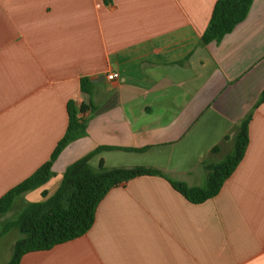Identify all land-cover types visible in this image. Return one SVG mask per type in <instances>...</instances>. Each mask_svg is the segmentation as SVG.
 <instances>
[{
  "label": "crops",
  "instance_id": "obj_1",
  "mask_svg": "<svg viewBox=\"0 0 264 264\" xmlns=\"http://www.w3.org/2000/svg\"><path fill=\"white\" fill-rule=\"evenodd\" d=\"M215 1L0 0V196L49 158L69 99L83 106L85 134L20 197L52 194L63 169L98 146L111 148L93 154L92 167H150L201 185L205 163L232 149L252 110L244 155L213 197L192 203L160 175L132 177L107 191L83 235L19 264H264V101L254 108L264 90V0L203 44ZM11 207L0 228L15 218ZM18 237L14 227L0 236V264Z\"/></svg>",
  "mask_w": 264,
  "mask_h": 264
},
{
  "label": "trees",
  "instance_id": "obj_2",
  "mask_svg": "<svg viewBox=\"0 0 264 264\" xmlns=\"http://www.w3.org/2000/svg\"><path fill=\"white\" fill-rule=\"evenodd\" d=\"M253 0H216L210 19L201 35V43L219 42L226 34L243 21ZM89 78H80V89L89 92ZM264 101L261 92L254 108ZM77 106L72 99L66 102L67 126L57 141L49 158L29 176L0 196V213L7 211L24 192L44 185L54 174L53 162L71 141L85 134V123L78 117ZM252 110L240 121L232 136V149L220 160L205 163L206 177L201 185L190 186L175 180L150 167H105L102 161L97 167L89 163L90 157L102 149L98 146L91 152L69 163L62 172L61 180L52 194L40 192L41 199L28 203L17 216L6 221L0 228V236L14 227L19 237L12 245L9 259L2 264H19L21 256L29 251L45 250L51 246L83 235L93 224L99 201L114 185L139 175H160L172 187L192 203H199L216 195L225 179L242 159L248 143V123ZM225 136L224 139H227ZM218 146H213L215 152Z\"/></svg>",
  "mask_w": 264,
  "mask_h": 264
},
{
  "label": "rangeland",
  "instance_id": "obj_3",
  "mask_svg": "<svg viewBox=\"0 0 264 264\" xmlns=\"http://www.w3.org/2000/svg\"><path fill=\"white\" fill-rule=\"evenodd\" d=\"M30 192V191H29ZM27 193L28 195H25L26 197H20V199H18L16 201V203L11 207V209L8 211V213L6 214V217H16L17 213L19 211H21V209H23L28 203L35 201V200H39L40 196L36 193ZM28 197V198H27ZM28 199V200H26ZM1 254H0V258H1Z\"/></svg>",
  "mask_w": 264,
  "mask_h": 264
},
{
  "label": "built area",
  "instance_id": "obj_4",
  "mask_svg": "<svg viewBox=\"0 0 264 264\" xmlns=\"http://www.w3.org/2000/svg\"><path fill=\"white\" fill-rule=\"evenodd\" d=\"M106 78L109 79V80L117 79L118 78V74L115 73V72H108L106 74Z\"/></svg>",
  "mask_w": 264,
  "mask_h": 264
},
{
  "label": "water",
  "instance_id": "obj_5",
  "mask_svg": "<svg viewBox=\"0 0 264 264\" xmlns=\"http://www.w3.org/2000/svg\"><path fill=\"white\" fill-rule=\"evenodd\" d=\"M93 80H95V79H93Z\"/></svg>",
  "mask_w": 264,
  "mask_h": 264
}]
</instances>
